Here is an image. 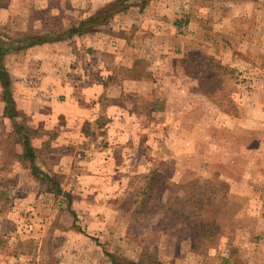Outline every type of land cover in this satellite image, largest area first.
Here are the masks:
<instances>
[{
  "label": "rangeland",
  "instance_id": "obj_1",
  "mask_svg": "<svg viewBox=\"0 0 264 264\" xmlns=\"http://www.w3.org/2000/svg\"><path fill=\"white\" fill-rule=\"evenodd\" d=\"M210 1L222 3L223 9L207 12L206 30L203 27L193 34L196 38L182 34L185 50L183 44L175 50L174 65L154 69L150 59H142L133 70L132 75L145 73L148 81L142 88L149 91L141 96L134 91L124 101L134 107L131 117L142 118V123L122 116L117 128L127 129L133 123L141 127L137 132H113L111 143L104 130L96 136L101 142L91 145L96 137L85 132L83 143L68 146L69 153L81 151L83 158L61 164L57 148L62 146H51L55 151L38 156L34 170L29 160L15 155L24 146L9 137L12 123L3 122L0 264H12L6 255L7 247L12 248L11 235L19 239L42 233L53 234L57 242L51 245L53 250L99 248L102 264L104 252L139 264L257 263L256 252L264 251V145L260 156H252L251 143L243 145L244 149L239 146L242 153L235 155L236 138L240 133L247 137L246 131L219 126L221 122L233 126L249 116L252 93L255 89L264 92V79L258 80L253 56L245 53L240 56L241 65H230L208 51L221 41H239V34L233 32L239 14L231 5L238 0ZM133 2L138 3H128ZM146 2L144 7L130 6L124 11L131 12V25L148 16L144 9L151 0ZM83 4L85 0H0V33L16 35L32 29L44 35L51 28H69L72 13L83 12ZM189 14L181 12L177 17L183 31ZM246 15L251 18L253 13ZM84 52L76 62L79 75L84 74L85 81L102 77L97 67L93 69L91 53ZM161 54L157 59L169 55ZM148 57L156 61L155 55L148 53ZM155 73L164 80L154 81ZM44 132L49 139L55 138L53 132ZM259 264H264V257Z\"/></svg>",
  "mask_w": 264,
  "mask_h": 264
},
{
  "label": "crops",
  "instance_id": "obj_2",
  "mask_svg": "<svg viewBox=\"0 0 264 264\" xmlns=\"http://www.w3.org/2000/svg\"><path fill=\"white\" fill-rule=\"evenodd\" d=\"M115 1L85 0L83 12L72 13L73 17L76 20L87 18ZM231 5L232 11L239 14L237 28L233 31L234 34H239V41L237 44L232 41H221L220 44L208 47V51L220 57L222 63L230 65H236V63L241 65L240 56H246L245 53L250 57L253 56V66L258 74V80H263L264 2L263 0H238ZM217 8L223 9V4L220 2L212 4L210 0H151L144 9L147 10L148 16L141 20L142 25L141 22H132L131 25L128 20L131 12H120L108 22L96 26L85 34L75 35L66 40L38 44L23 51L7 54L3 62L12 79V95L19 114L15 122H24L40 131V134L31 139L37 153H40L41 148L48 141L52 147L61 145V148H57L61 155V164L65 160L83 158L84 154L81 151L69 153L68 146L73 147L83 143L84 139H87L85 132L95 138L97 134L105 130L107 135L109 134L111 143L115 139V137L111 138L113 132L117 135L119 133L124 135V129L137 132V129L141 127L133 123L129 124L127 129L117 128L122 116L129 122L142 123V118L131 117L130 114L135 111L134 107L124 101L127 96H132L134 91H137L139 96L146 95L149 91L142 88V85L148 81L145 73L132 75L133 69L137 68L142 59H150L154 69L158 66L167 68L174 65V60L178 57L175 50H179L182 44L181 49L185 50L186 45L183 41L185 36L182 34L196 38L193 34H198L203 27L206 30L207 12ZM157 12L161 14L156 16ZM181 12H190L185 21L187 28L184 31L180 25L181 21L177 18L181 17ZM247 12L253 13V16L247 17ZM198 17L201 19H196ZM130 29H133L132 33L135 32L134 37ZM228 30L232 32V28L228 27ZM251 34L254 37H251ZM240 50L244 54H240ZM84 51L91 53L95 64H92L93 69L97 67L102 77L93 79L89 77L85 81L82 77L84 74L79 75L81 71L77 70L80 67L76 62H79V58H83ZM163 52L169 54L166 59H157V55ZM148 53L155 55L157 62H153L148 57ZM95 73L98 74V72ZM153 79L154 81L164 80L157 73L154 74ZM251 99L253 105L247 109L249 116L244 121L237 122L233 126L231 123L221 122L219 127L227 130L231 125L232 128L240 129L242 133L246 131L247 137L240 133V136L236 138L237 154L235 155L242 153L243 145L251 143L253 144L252 156L257 157L260 156L261 146L264 145L263 90L255 89ZM5 106L3 92L0 89V128L4 127L3 122L11 123L10 120H12L5 115ZM140 107L141 113L143 107ZM240 107L244 110L243 106ZM158 109L159 107L155 108L156 111ZM44 131L53 132L55 138L49 139ZM13 138L17 146L23 145L18 138ZM101 139L98 136L91 140L89 145L99 144ZM5 141L0 139V151L5 149ZM225 156L227 160L229 154ZM63 168L62 166L61 169ZM49 224L53 225L51 222ZM37 235L29 234L19 239L16 236H10L12 248L10 245L7 247L9 250L6 251L8 252L6 255L10 257L12 264L14 260L19 264H27L26 262L29 264L31 262L33 264H102L99 248L83 250L65 246L60 250L58 248L53 250L52 246L55 247L57 242L52 238V233ZM77 235L82 239L85 238L83 234ZM57 236L58 234H55V238ZM44 240L47 243L44 246L39 245V242ZM15 241H18L17 245ZM26 244L29 245L28 249L24 247ZM260 250L261 248L256 252V264H259L264 257V251L260 252ZM103 254L104 264H114L108 254L105 252Z\"/></svg>",
  "mask_w": 264,
  "mask_h": 264
},
{
  "label": "trees",
  "instance_id": "obj_3",
  "mask_svg": "<svg viewBox=\"0 0 264 264\" xmlns=\"http://www.w3.org/2000/svg\"><path fill=\"white\" fill-rule=\"evenodd\" d=\"M137 1L138 3L136 4H134V2L129 4V0H116L110 5L102 8L100 10L102 14L100 15V12H97L96 14L81 20L73 19L69 28L60 27L58 30L51 28L50 31L44 35H41L32 29L23 33H17L16 35L0 33V89L3 92V100L6 103L5 115L12 119L10 121L13 126V130L9 134V137H16L23 143L25 150L23 152H16L15 155L19 158V160H29L30 167L32 169L37 170L35 159L38 156H46L48 152H53L55 149L51 148L50 141H48L41 148L40 153H37L31 143V139L40 134V131L28 126L24 122H15V118L18 117L19 114L16 108V102L12 95L11 75L3 62L4 57L7 54L23 51L38 44L56 40H66L74 37L75 35L85 34L94 29L96 26L108 22L114 15L124 12L130 6L141 5L144 7L147 3V0ZM47 147H50L49 150H47ZM52 181L55 185L58 184L54 178H52ZM107 254L114 264H139L135 260L119 256L114 252H107Z\"/></svg>",
  "mask_w": 264,
  "mask_h": 264
}]
</instances>
